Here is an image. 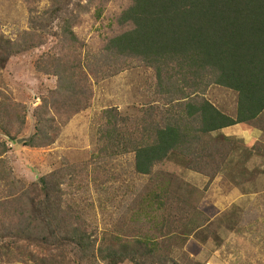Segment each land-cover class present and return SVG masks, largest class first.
Wrapping results in <instances>:
<instances>
[{
  "label": "rangeland",
  "instance_id": "374dc122",
  "mask_svg": "<svg viewBox=\"0 0 264 264\" xmlns=\"http://www.w3.org/2000/svg\"><path fill=\"white\" fill-rule=\"evenodd\" d=\"M60 1L69 3V12L75 17L74 54L83 66L75 72L73 80L65 77L63 85L74 91L83 88L85 94L78 111L73 109L71 101L65 107L66 100L54 94L56 81L48 75L50 66L57 59L70 62L73 58L68 45L72 38L62 41L59 21H54L43 34L30 38L31 47L11 57L0 68V101L5 98L12 110L23 107V111L9 112L11 136L15 141L11 142L0 130V143L6 148L2 159L9 179L17 185L11 194L0 186L1 203L15 200L7 209L0 208V224L15 223L17 216L13 210L18 212L22 206L16 199L22 192L34 196L37 190L32 185L40 177L55 173L63 194L61 210L65 220L74 222L79 217L97 240L103 235L106 238L140 235L148 225L133 223L131 215L149 189L148 177L135 174L130 154L94 158L105 110L115 109L123 117H140L143 110L157 101L150 68L131 58L98 63L107 40L129 29L119 26L116 19L130 6V1ZM47 7L48 0H0V34L18 41L29 30L28 11H43ZM99 8L101 15L97 17ZM236 96L230 90L211 86L204 98L230 116ZM164 107L169 109L166 104ZM16 117L21 119V124ZM7 120L6 116L0 124ZM219 136L213 134L212 138ZM28 138H34L37 146L20 144ZM231 144L228 160L212 181L187 170L178 160L166 161L156 169L173 176L170 192L183 203L178 205L174 201L165 216L173 222L181 220L201 226L173 248L172 256L177 264H264V145L257 146L258 151H246L237 140ZM214 159L219 160L217 153ZM6 195L10 198L6 199ZM190 238L195 242L185 247ZM8 247L12 255L0 264H88L77 259L71 246L18 242Z\"/></svg>",
  "mask_w": 264,
  "mask_h": 264
},
{
  "label": "trees",
  "instance_id": "16d2710c",
  "mask_svg": "<svg viewBox=\"0 0 264 264\" xmlns=\"http://www.w3.org/2000/svg\"><path fill=\"white\" fill-rule=\"evenodd\" d=\"M129 1L130 6L116 19L119 26H129V29L107 40L98 63L131 58L150 68L154 75L153 96L157 101L143 110L140 117H123L115 109L105 110L103 124L97 132L94 158L133 156L135 174L148 177L150 185L131 221L146 223L147 230L123 238L103 235L97 240L79 217L74 222L65 220L60 183L52 173L32 185L37 190L34 196L22 192L16 199L22 206L18 212L13 210L17 216L15 223L0 224V261L11 257L9 244L12 247L18 242H28L71 246L76 250L77 259L88 264L93 261L177 264L172 256L173 248L201 226L181 220L173 222L165 216L174 201L179 205L182 200L170 192L173 176L156 169L166 161L178 160L187 170L214 180L228 160L233 140L223 136L212 138V135L235 125L252 126L264 111V0ZM48 3L49 7L43 11H28L29 30L18 41L0 34V68L11 57L31 47L30 38L46 32L54 21L61 22L62 41L72 38L71 45L65 43L70 46L73 58L70 62L55 60L48 75L56 81L54 94L66 100L65 107L71 101L73 109L78 111L85 90L74 91L63 85L65 77L73 80L75 72L83 69L82 61L74 54L75 17L69 12V3L60 0H48ZM95 14L100 17L101 9ZM211 86L236 93L234 117L220 112L204 98ZM5 102V98L0 101V120L6 116L8 120L0 124V130L14 142L9 112L23 111V107L12 110ZM50 107L56 109L54 104ZM16 118L21 124V119ZM20 144L37 146L34 138ZM5 153V145L0 143V186L11 194L17 185L9 179L2 159ZM216 153L218 161L214 159ZM14 202H0V208L7 209Z\"/></svg>",
  "mask_w": 264,
  "mask_h": 264
},
{
  "label": "crops",
  "instance_id": "0c3cea01",
  "mask_svg": "<svg viewBox=\"0 0 264 264\" xmlns=\"http://www.w3.org/2000/svg\"><path fill=\"white\" fill-rule=\"evenodd\" d=\"M235 111H236V101H235V107L233 109V114L230 115L231 117H234ZM257 120H258L257 123L252 126L244 127L241 125H235L224 128L214 134H219L220 136L226 137L228 139L237 140L241 142L244 145L246 151L248 149L251 151H255V150L258 151L259 149H257V146H259L260 144L264 145V111L257 117ZM261 160L263 161V159ZM194 242L195 241L193 240V238H190L189 240L186 241L185 247L187 244ZM200 249H201V244H200Z\"/></svg>",
  "mask_w": 264,
  "mask_h": 264
}]
</instances>
